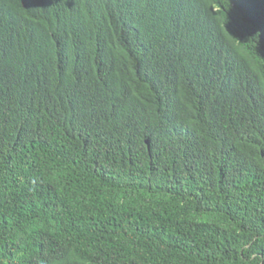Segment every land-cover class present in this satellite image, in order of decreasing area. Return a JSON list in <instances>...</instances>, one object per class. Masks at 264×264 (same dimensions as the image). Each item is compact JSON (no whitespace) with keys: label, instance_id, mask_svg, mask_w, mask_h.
I'll use <instances>...</instances> for the list:
<instances>
[{"label":"trees","instance_id":"16d2710c","mask_svg":"<svg viewBox=\"0 0 264 264\" xmlns=\"http://www.w3.org/2000/svg\"><path fill=\"white\" fill-rule=\"evenodd\" d=\"M0 264H264V0H0Z\"/></svg>","mask_w":264,"mask_h":264}]
</instances>
